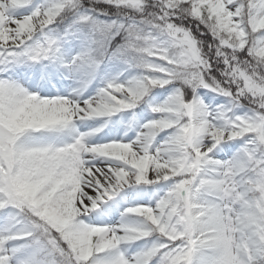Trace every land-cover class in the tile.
<instances>
[{"label": "snow or ice", "instance_id": "snow-or-ice-1", "mask_svg": "<svg viewBox=\"0 0 264 264\" xmlns=\"http://www.w3.org/2000/svg\"><path fill=\"white\" fill-rule=\"evenodd\" d=\"M0 264H264V0H0Z\"/></svg>", "mask_w": 264, "mask_h": 264}]
</instances>
